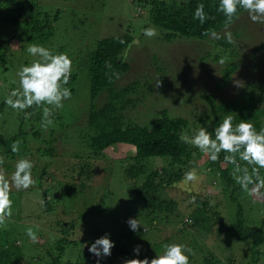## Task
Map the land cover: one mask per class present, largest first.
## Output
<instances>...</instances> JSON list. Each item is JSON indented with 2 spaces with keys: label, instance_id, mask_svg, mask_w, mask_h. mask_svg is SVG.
<instances>
[{
  "label": "rangeland",
  "instance_id": "rangeland-1",
  "mask_svg": "<svg viewBox=\"0 0 264 264\" xmlns=\"http://www.w3.org/2000/svg\"><path fill=\"white\" fill-rule=\"evenodd\" d=\"M37 1L43 10L60 11V19L54 25V37L42 46L54 53H66L72 60L71 75L73 72L77 75L67 85L72 92L71 98L63 101V107L54 111L51 117L53 123L46 130L42 128V109L26 119L27 128H32L38 135L26 132V135L18 139L21 141L20 148L25 147L28 153L12 159L3 156L5 163L2 167L9 175L14 171L17 159H30L34 164L32 175L36 183L44 168L47 173L44 178L47 179L41 180L40 185L50 186V191L44 202L40 198L38 183L32 190H17L12 187V215L4 224H0V228L8 229L13 226L15 231L12 239L20 241L26 254L36 256L43 245L54 243L62 236L56 229L57 222H73V232L68 235V239L75 242V247L67 248L71 255H67L66 251L64 258L74 259L84 251L83 244L93 242L105 233H109L111 240L124 248L135 247L132 241L121 239L125 228L129 227L127 219L133 217L141 224L139 231L134 232V239L143 238L151 243L160 238V252L161 246L165 244L163 238L169 235V243H180L192 250L188 254L189 264H195L196 260L199 262L203 255L212 251L222 258L232 256L237 261L245 259L249 245L235 242L232 235L224 234L222 226L234 221L237 206L220 193L222 190L217 180L213 187L203 186L202 180L207 175L202 173L201 156H195L188 166L189 169L196 168L199 176L196 182L159 190L161 199H173L177 206L171 211H161L162 214L158 215L164 217L167 214L168 218L162 219L161 223L156 221L158 229L152 227L148 230L150 219L143 216V199L131 190V186L141 183L144 175L139 173L138 176L131 177L125 171L134 162L130 158L134 150L117 144L106 148L99 155L88 150L86 156L82 154L80 146L86 132L87 119V114L83 112L87 111L90 102L89 79L82 59L92 51L100 38L117 36L127 31L134 37L126 49L125 60L130 67L116 79L114 86H125L134 80L141 84L139 93L131 95L136 99L134 106L127 109V117L137 124L149 125L165 109L171 117L181 116L194 122L195 119L216 113V108L209 105L208 97L220 104L238 100L241 94L250 91L256 105L264 106V91L261 87L264 82V24L253 23L245 12L229 25L226 31L237 29L240 35L232 34L235 48L227 52V59L221 64L222 50H219L221 52L217 60L213 58L218 53V46L214 44L216 39L210 36L204 40L189 37L164 39L160 29L145 23L147 16L141 0ZM149 27L156 29V36L147 37L143 34L144 29ZM6 29L9 26L3 25L1 34L4 35ZM27 46L22 48L17 44L11 48L7 53V65L0 66V100L5 101L8 93L18 87L16 72L19 68L34 59L27 53ZM77 59L79 62L76 64ZM229 62L234 63L235 69L229 74L225 84L218 86L223 81L222 71ZM158 79L161 86L155 87ZM235 81H239L241 87ZM105 100L106 94L103 92L95 103L99 106ZM39 112L41 118L36 120ZM19 113L5 106L0 113V133L11 136L17 132L20 125ZM193 126L192 124V132L198 125ZM38 149L42 152L50 149V154H43ZM86 160L92 170L89 179L77 175L80 161ZM165 160L149 157L142 159L140 164L147 172L166 164ZM74 177L81 185L79 182L75 183L72 179ZM204 196L211 203L216 201L219 206L207 203L202 207L193 202L195 197L204 200ZM239 200L245 209L244 216L249 218L248 226H259L262 219L264 223V204L253 197ZM196 206V211L201 209L197 222H184L185 217L189 218L188 216L197 213L194 211ZM147 207L150 210L149 205ZM29 228L36 233V242L26 235ZM142 228L147 232H142ZM139 245H142L139 258L155 256L154 249L146 242ZM111 251L112 255L105 259L110 264H121L118 250Z\"/></svg>",
  "mask_w": 264,
  "mask_h": 264
},
{
  "label": "trees",
  "instance_id": "trees-1",
  "mask_svg": "<svg viewBox=\"0 0 264 264\" xmlns=\"http://www.w3.org/2000/svg\"><path fill=\"white\" fill-rule=\"evenodd\" d=\"M141 3L147 16L145 23L147 24L148 22V24L150 23L160 29L164 39L171 40L175 37H189L204 40L209 37V35H203L205 30L213 29L217 33L222 32V34H219L221 38L216 39V43H214L218 46V53H215L213 56L215 60L220 56L221 51L219 52V50H222V57L227 58V52L235 48L233 37L231 43L224 38V30L226 29L225 17L217 11L219 0H141ZM201 3L204 4V11L208 16V19L203 24L193 18L197 5ZM243 13L245 12L242 9L238 10V17ZM59 19V10L55 12L43 10L40 8L37 0H0V66L7 65V53L11 48L15 47L13 45L17 46L18 44L24 48L29 43L40 45L49 43L54 37V25ZM3 25L9 26V29L5 30L4 35L1 34V27ZM231 34L237 36L238 34L240 35V32L236 29L235 31H231ZM133 39V35L127 31L121 32L117 36L100 38L95 43L92 51L82 59V62L86 65L89 79L90 100L87 111L83 112L87 114V119L86 132L82 136V144L80 146L82 154L86 156L88 150L94 155H99L106 148L117 144L130 147L134 150V154L130 157L134 162L125 171L131 177H136L139 173L144 175L141 183L131 186V190L143 199L145 206L143 216L150 219L149 227H147L148 230L152 227L158 229L156 221L158 220L161 223L162 219L168 218L167 214L164 217L158 215L162 214L161 211H171L174 209V206H177V202L173 199H161L159 190L162 191L186 184L184 174L189 170L188 166L190 162L195 156H201L202 173L203 175H207V178L202 180L203 186H207V188L213 187L216 185L215 180H217L222 190L220 193L226 195L225 197L237 206L234 221L222 225L224 226V234H230L235 239V242H242L249 246L247 248L248 255L244 257L245 259L237 261L232 256H223L222 258L215 255L212 251L203 255L199 262L196 260L195 264H235V262L238 264H264L263 219L261 218L259 226H248L249 218L244 216L243 212L245 209L239 200L240 198L252 199L253 197L257 202L264 204V188L249 195L233 179L234 165L224 160L227 153L221 152L219 159L216 162H212L198 149L179 140L181 133L192 134V124L194 126L198 125V127H195L196 129L203 126L212 131L227 115H231L234 118L233 123H238L240 119H244L253 123L256 129L259 130L261 127H264V106L258 107L249 91L247 94H241L238 100H232L227 103L221 102L217 104L212 97H208L209 105L216 108V113L195 119L194 122L181 116L171 117L165 109L161 110L158 118L149 125H140L131 121L127 117L126 111L129 107L134 106L136 98H132L131 95L139 93L141 84L138 80H134L125 86L115 87L114 85L116 79L123 75L130 67L125 58L126 49ZM78 59L80 61V58ZM78 59L75 62L76 64L79 62ZM234 69V63L229 62L222 71L223 81L218 86L225 84L229 78V74ZM76 75L73 72L70 81L74 80ZM261 87L264 91V82ZM103 92L106 94V100L97 106L95 100ZM5 106L4 100H0V113ZM39 110L37 108L28 109L33 116L35 111ZM22 113L23 115H21ZM22 113H19L20 125L17 132L11 136H5L0 133V156L12 159L28 153L25 147L20 148L18 154L13 153L11 151L12 142L22 138L23 135H26V132L33 134V136H38L32 128H27L24 112ZM40 118L39 112L36 120H40ZM49 150L42 152L38 149V151L46 155L50 154L48 153ZM149 157L164 158L167 163L146 172L140 161ZM81 158L84 159V157ZM238 162L242 166H247L243 161L238 160ZM248 167L251 171V166ZM44 174L47 173L42 168L40 177L36 179L39 185L41 180L47 179V177L44 178ZM91 174L92 170L87 160L80 161V169L77 175L85 176V178L89 179ZM260 174L264 176V169H260ZM72 179L76 184L79 182L75 177ZM80 181L83 182L82 179ZM37 183L30 187V189L32 190L36 187ZM79 185H81L80 182ZM252 187V185H249V188ZM49 188L50 186L48 187V185L45 187L40 185L38 188L40 198L44 202L47 200ZM208 199L207 196H204V200L200 197H195L193 202L196 205L200 204L204 207L207 203H211ZM211 204H214L212 206L215 207L219 206V203L216 201H213ZM147 205H149L150 210H148ZM196 208L197 206L194 207V211L197 213L193 216H188L189 218L185 217L184 222H197L199 218L198 212L201 209L198 208V211H196ZM204 217L202 218L203 220ZM56 226L59 227L56 229L62 233V236H59L54 243L48 242L46 245H43L36 256L26 254L20 241L17 238L12 239L11 236L15 231L13 226L8 229L0 228V264H96V257L89 253L87 247L84 248V251L80 250L81 253L74 259L64 258L67 248L75 247V242L68 239V235L73 232L74 224L73 222H57ZM143 228L142 232H147ZM134 235L135 233L128 227L122 233L121 239L132 241L134 246L146 242L150 248L154 249V255L155 252H159L161 249H159L160 238H156L153 242L149 243L143 238L134 239ZM163 239L165 243H169L171 238L168 235ZM223 242H225V237L223 238ZM133 248H124V246L115 243L113 249L118 250L122 260L124 257L130 258L134 254ZM67 252V255H71V251ZM105 263H109L105 258L100 261V264Z\"/></svg>",
  "mask_w": 264,
  "mask_h": 264
},
{
  "label": "clouds",
  "instance_id": "clouds-1",
  "mask_svg": "<svg viewBox=\"0 0 264 264\" xmlns=\"http://www.w3.org/2000/svg\"><path fill=\"white\" fill-rule=\"evenodd\" d=\"M204 7V4H198L193 15V18L199 20L201 24L208 19ZM240 9L248 14L253 23L264 24V0H219L217 11L225 17L226 28L235 18H238ZM143 34L154 37L157 32L155 28L149 27L144 29ZM203 35H209L214 39L221 38L213 29L205 30ZM224 38L231 43V32L225 31ZM26 51L34 59L22 65L16 72L18 87L8 93L4 102L13 110L24 112L25 119H29L32 115L28 109H42V128L46 130L53 123L51 117L54 111L62 108L63 101L72 96L71 89L67 87L71 78L72 60L64 52L54 53L36 43H29ZM226 59L222 57L220 63L223 64ZM235 84L241 87L239 81H235ZM160 86L161 82L158 79L155 87ZM233 119L231 115H227L212 131L201 126L191 135L181 133L179 140L198 149L212 162L219 159L221 152L227 153L224 160L234 165L233 179L243 191L252 195L264 188V176L260 174V169H264V127L257 130L255 125L247 120L240 119L238 123H233ZM20 143L19 140L12 142L13 153L20 152ZM238 160L243 161L247 166H242ZM4 163V157L0 156V224H4L5 220L12 215V187L17 190H26L36 183L32 175L34 164L30 159L26 157L17 159L14 171L10 175L2 167ZM248 166H251V171ZM198 179L195 167L184 174L186 182H196ZM249 185L253 187L249 188ZM126 223L133 232H138L141 226L137 218L133 217H129ZM26 235L33 242L38 239L31 228L27 229ZM83 245L96 257V264H100L102 259L111 256V250L115 247L109 233ZM161 247L162 251L155 252L154 257L145 256L140 259L142 245L137 244L133 248L134 257L122 258L121 264H189L188 254L192 250L187 246L173 242L165 243Z\"/></svg>",
  "mask_w": 264,
  "mask_h": 264
}]
</instances>
